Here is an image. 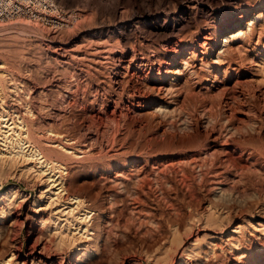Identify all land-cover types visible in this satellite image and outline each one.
Returning a JSON list of instances; mask_svg holds the SVG:
<instances>
[{
    "label": "rangeland",
    "instance_id": "rangeland-1",
    "mask_svg": "<svg viewBox=\"0 0 264 264\" xmlns=\"http://www.w3.org/2000/svg\"><path fill=\"white\" fill-rule=\"evenodd\" d=\"M56 1L62 10L79 13L69 27L55 31L21 20L0 34V62L5 65L0 86L10 112L35 125L36 146L65 168L67 195L56 203L50 195L41 196L44 185L33 175H24L21 165L0 173V264H7L12 254L14 261L19 254H28L35 243L37 256L25 258V264H34L35 258L36 264H60L58 225L65 219L63 204L69 197L81 199L91 212V232L81 243L85 250L71 248L62 264H69L72 256L76 257L71 264H171V257L173 264H214L220 257L243 264L251 253L264 256L258 244L264 241L261 118L241 117L244 121L235 122L243 135L233 137L239 144L233 163H216L210 172L201 173L190 163L193 158L208 151L224 157L214 148L226 142L218 122L232 113L226 106L227 94L197 90L199 98L185 99L189 128L170 129L162 117L168 108L158 111L166 97L152 90L159 86L160 81L152 83L158 66L153 73L148 66L138 79L136 66L127 73L122 65L134 52L137 58L168 62L173 58L170 46L178 42L185 46L183 57L198 72L202 63L216 61L228 22L233 30L246 31L248 22L259 11L264 13V3L258 5L264 0H218L220 7L207 17L191 6L192 22L171 37L170 44L149 37L141 28L127 32L124 27L139 10L155 13L167 7L174 12V1ZM246 11L247 19L238 25L237 17ZM263 47L264 37L257 36L237 59L248 73L250 96L264 90V59L259 64L247 60ZM207 79L211 85V77ZM16 85L20 88L15 94ZM28 105L33 119L26 113ZM53 144L73 154L65 155ZM217 179L221 188L212 187ZM12 189L17 193L8 195ZM208 213L221 222H207ZM31 225L37 235H31ZM175 233L179 247L172 243ZM44 246L50 260L39 256Z\"/></svg>",
    "mask_w": 264,
    "mask_h": 264
},
{
    "label": "bare ground",
    "instance_id": "bare-ground-1",
    "mask_svg": "<svg viewBox=\"0 0 264 264\" xmlns=\"http://www.w3.org/2000/svg\"><path fill=\"white\" fill-rule=\"evenodd\" d=\"M156 1L159 2L161 0ZM172 1H174V12H170L171 10L167 7L163 10H157L155 13L139 10L138 16L129 23L130 25L124 28L127 29V32L133 28H141L149 37L162 39L165 40L166 43H169L171 37L180 33L186 25L192 22L193 12L191 6L198 8L199 16L204 17L212 15L215 12L214 9L220 7L218 0H168L167 4L172 3ZM228 1L231 3L233 0ZM262 3L264 2H258V5H262ZM223 5L224 4H221L222 7ZM219 14L223 17L228 15L223 12H219ZM247 15L248 12L246 11L237 17L239 21L238 25H241V23L247 19ZM247 27L246 31L242 29L233 30L232 24L228 22L222 30L226 31L227 35L222 41L223 45L216 61L212 64L202 63L199 68L200 72L198 70V72H196L191 68L189 60L183 57L185 55V46L178 45V42L170 46V53L173 58L168 59V62L161 61V63H159L160 59L151 62L149 59L137 58L135 52L129 61H122V65H124L123 69L127 73H129L133 67H137L134 74L138 79H143L142 76L145 74L144 72L148 66L150 73H153L155 67L158 66V73L153 75L152 83L157 81L160 82L158 84L159 86L152 88V90L153 92L157 90L158 93L166 97V105L161 106L158 111L164 107L168 108L162 113V117L170 129H174L176 125L180 130L189 128L185 123V101L187 102L185 99L186 97L191 99L199 98L197 90L205 93V95L220 92L227 94V97H225L227 102H225L229 103V105L226 106L230 107L229 110L231 109L232 113L230 116H226L223 120H219L218 122L220 135L224 137L226 142L224 146H216L214 148L215 151L218 150L222 153L220 155L224 154V157L222 156L223 158L220 159L218 156L216 158L208 151L207 153L205 152L193 158L190 163L196 165L201 173L210 172L216 163H233V150L239 146L238 143L234 142L235 140L233 141V137L243 135L241 128L235 127L234 123L244 121L241 117L245 118V120L258 117L261 118L260 123L264 124V90H261L262 88L258 89L257 92L254 91L250 96L248 93L250 86L247 83L248 81H245L247 80L248 73L243 71L242 64H237V59L242 57L245 48L249 47L257 36L259 40L264 37V13L259 11L255 17L248 22ZM206 39L208 38L205 37V40ZM216 41L215 43H217ZM196 45L197 43L194 42L193 48H195ZM255 55V57H248L249 59L247 61L259 64L260 61L264 59V47L262 50H257ZM157 58H159V56ZM179 59H181L180 62ZM4 68L5 65L0 62V76H3L2 70ZM209 76L212 79L211 85H209V80L207 79ZM19 88L18 85L14 86L13 90L15 94L18 92ZM3 98V88L0 86V173L6 170L18 169L21 165L24 175L31 174L34 178H39L44 185L45 191L41 192V196L45 194L50 195L49 197L54 203L62 201L64 196L67 195L63 178L65 168L58 164L57 161L47 159V156L36 146L32 137V131L35 129V125L29 126L24 118L16 111L10 112L11 109H8V107L3 104ZM242 100H245L246 106H244L245 104L242 106ZM146 103L149 105V103H151L150 99L147 100ZM242 103L244 102L242 101ZM26 111L29 118H35V114L29 105ZM54 137H56V134ZM53 145L54 148L62 150L60 152H63L65 155L73 154L71 149H66L57 144ZM240 150H242L243 154H250L249 150L246 148ZM157 183L160 184V180H157ZM222 186L223 184L219 179L212 185L213 188H221ZM16 193L17 190L12 189L8 195H15ZM65 201L66 203L63 204L65 208L62 211L65 219L58 225L59 236L57 243L63 250V255L59 258L61 261L59 262L60 264L65 262V257L68 255L67 251L71 248L73 252L85 250L82 242L89 238L91 232L89 228L91 212L84 208L83 201L78 197H69L65 199ZM220 219L221 218H215V216L208 213L207 222L217 224L221 222ZM37 232L35 227L31 225V235H37ZM172 243L177 244V247L181 244L176 233ZM258 244L264 249V241ZM38 248V243H35L28 249V254H19L15 261L14 258L16 257L12 254L11 258L6 262L9 264L13 260L14 264H25V258L37 256ZM45 249L46 246H44L39 256L40 258L50 260L51 258L46 257L48 255L44 254ZM75 257L72 256L71 261ZM71 261L69 264H71ZM169 261L173 264L172 257ZM230 261L231 260L227 261L220 257L214 264H233ZM33 262L36 264V258ZM77 262H81V257H77ZM243 264H264V256H261V254L257 252L251 253L249 259Z\"/></svg>",
    "mask_w": 264,
    "mask_h": 264
},
{
    "label": "built area",
    "instance_id": "built-area-1",
    "mask_svg": "<svg viewBox=\"0 0 264 264\" xmlns=\"http://www.w3.org/2000/svg\"><path fill=\"white\" fill-rule=\"evenodd\" d=\"M78 15L62 10L56 0H0V34L9 24L21 20L59 31L73 24Z\"/></svg>",
    "mask_w": 264,
    "mask_h": 264
}]
</instances>
